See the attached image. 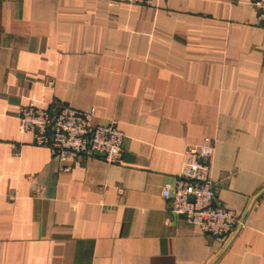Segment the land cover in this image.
<instances>
[{"label":"crops","instance_id":"0c3cea01","mask_svg":"<svg viewBox=\"0 0 264 264\" xmlns=\"http://www.w3.org/2000/svg\"><path fill=\"white\" fill-rule=\"evenodd\" d=\"M0 0V264H264V26L257 0ZM95 110L118 163L60 160L22 106ZM214 145L218 242L170 212L190 147Z\"/></svg>","mask_w":264,"mask_h":264},{"label":"built area","instance_id":"2783aa9c","mask_svg":"<svg viewBox=\"0 0 264 264\" xmlns=\"http://www.w3.org/2000/svg\"><path fill=\"white\" fill-rule=\"evenodd\" d=\"M156 0H109L112 8L122 4L151 7ZM257 23L264 26V0L253 5ZM95 110L79 111L59 107L48 111L34 101L22 106L19 130L31 134L34 144L48 147L60 160L71 154L100 157L108 163H118L124 154V134L116 123L94 124ZM214 154L209 139L188 148L183 155V167L174 186H166L163 197L170 204V212L182 217L185 223L212 235L224 243L241 225V217L224 206L215 205V190L210 177V161Z\"/></svg>","mask_w":264,"mask_h":264},{"label":"water","instance_id":"95a60500","mask_svg":"<svg viewBox=\"0 0 264 264\" xmlns=\"http://www.w3.org/2000/svg\"><path fill=\"white\" fill-rule=\"evenodd\" d=\"M100 157H103V156H100ZM181 218H182V217H181ZM244 221H245V220H243V221L241 222V225L238 227V229L241 228V226L243 225Z\"/></svg>","mask_w":264,"mask_h":264}]
</instances>
